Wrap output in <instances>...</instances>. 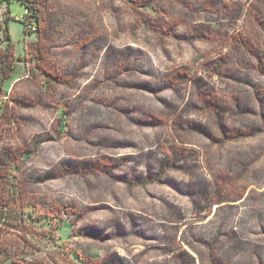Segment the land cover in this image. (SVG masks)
<instances>
[{"label":"rangeland","instance_id":"obj_1","mask_svg":"<svg viewBox=\"0 0 264 264\" xmlns=\"http://www.w3.org/2000/svg\"><path fill=\"white\" fill-rule=\"evenodd\" d=\"M28 3V33L0 4V264H264V0Z\"/></svg>","mask_w":264,"mask_h":264},{"label":"built area","instance_id":"obj_2","mask_svg":"<svg viewBox=\"0 0 264 264\" xmlns=\"http://www.w3.org/2000/svg\"><path fill=\"white\" fill-rule=\"evenodd\" d=\"M20 21L24 23V29L27 32H34L36 25L34 23V13L30 8H24L23 14L20 16ZM4 18L1 17L0 22H3Z\"/></svg>","mask_w":264,"mask_h":264},{"label":"trees","instance_id":"obj_3","mask_svg":"<svg viewBox=\"0 0 264 264\" xmlns=\"http://www.w3.org/2000/svg\"><path fill=\"white\" fill-rule=\"evenodd\" d=\"M11 1L12 0H0V4L1 3H3V2H6L8 5L11 3ZM14 2H17V3H19V4H21L22 6H23V8H30L32 11H33V13H34V21H36V26H37V19H38V12H37V9L34 7V6H32V5H30L29 3H28V0H13ZM8 11V10H7ZM4 33L7 35L8 33H6L5 32V26L7 27V24H6V21H5V19H4ZM22 24H23V26H24V23L22 22ZM24 32L26 33L27 31H25V29H24ZM28 33V32H27Z\"/></svg>","mask_w":264,"mask_h":264},{"label":"water","instance_id":"obj_4","mask_svg":"<svg viewBox=\"0 0 264 264\" xmlns=\"http://www.w3.org/2000/svg\"><path fill=\"white\" fill-rule=\"evenodd\" d=\"M5 32L8 33V30H7V27H6V26H5ZM9 40H10V39H9V36L6 35V37H5V42L8 43Z\"/></svg>","mask_w":264,"mask_h":264}]
</instances>
